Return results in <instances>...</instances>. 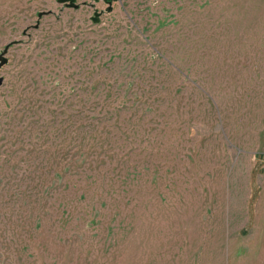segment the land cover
Wrapping results in <instances>:
<instances>
[{"label":"rangeland","instance_id":"rangeland-1","mask_svg":"<svg viewBox=\"0 0 264 264\" xmlns=\"http://www.w3.org/2000/svg\"><path fill=\"white\" fill-rule=\"evenodd\" d=\"M75 2L0 0V264H264V0Z\"/></svg>","mask_w":264,"mask_h":264},{"label":"water","instance_id":"water-1","mask_svg":"<svg viewBox=\"0 0 264 264\" xmlns=\"http://www.w3.org/2000/svg\"><path fill=\"white\" fill-rule=\"evenodd\" d=\"M108 1H110V0H108ZM58 2L65 3V4H68V5H71V6H76L77 5L76 2H75V0H58ZM93 20L94 21H97V18L94 17ZM5 62H6V59L4 57H1L0 58V66L2 64H4ZM1 82H2V79L0 78V84H1Z\"/></svg>","mask_w":264,"mask_h":264}]
</instances>
